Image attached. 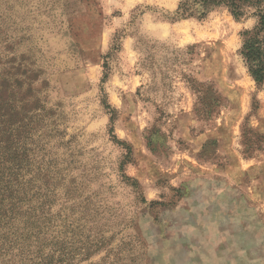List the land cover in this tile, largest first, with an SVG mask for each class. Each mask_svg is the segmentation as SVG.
I'll list each match as a JSON object with an SVG mask.
<instances>
[{
	"label": "rangeland",
	"instance_id": "obj_1",
	"mask_svg": "<svg viewBox=\"0 0 264 264\" xmlns=\"http://www.w3.org/2000/svg\"><path fill=\"white\" fill-rule=\"evenodd\" d=\"M179 1L0 0V179L48 249L104 236L72 264H264L256 17Z\"/></svg>",
	"mask_w": 264,
	"mask_h": 264
},
{
	"label": "trees",
	"instance_id": "obj_2",
	"mask_svg": "<svg viewBox=\"0 0 264 264\" xmlns=\"http://www.w3.org/2000/svg\"><path fill=\"white\" fill-rule=\"evenodd\" d=\"M217 8L227 9L237 20L249 15L256 17L255 26L242 32L240 55L249 74L257 83H263L264 0H180L173 19L205 18ZM21 193L12 179H0V264H72L71 258L76 251L87 258L101 247L104 236L90 233L84 246H77L83 242L81 235L76 237L73 249L68 250L72 244L67 242L66 236V246L60 242L59 249H48L47 244H41L46 235L40 238L30 224L35 214Z\"/></svg>",
	"mask_w": 264,
	"mask_h": 264
}]
</instances>
